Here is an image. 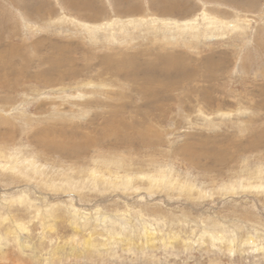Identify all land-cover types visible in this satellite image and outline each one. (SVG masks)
Returning <instances> with one entry per match:
<instances>
[{"label": "rangeland", "instance_id": "374dc122", "mask_svg": "<svg viewBox=\"0 0 264 264\" xmlns=\"http://www.w3.org/2000/svg\"><path fill=\"white\" fill-rule=\"evenodd\" d=\"M69 1L0 0V53L23 45L25 58L0 71V245L13 258L0 264H33L14 259V242L5 243L9 217L23 223L27 245L44 248L41 264H264V179L247 175L264 170V0H177L185 16L170 15V0H91L96 23ZM202 10L220 14L213 16L219 22L202 21ZM182 16L184 25L198 28L176 31ZM76 19L91 27L111 23L114 40L103 30L86 36ZM221 22L235 28L219 33ZM172 36L177 45L166 52L177 53L182 71L196 76L167 92L152 79L137 86L121 80L115 65L123 59L137 66L129 73L135 78L154 77L157 70L147 65L157 64L165 54L158 45ZM49 58L59 60L55 68ZM107 62L109 71L101 65ZM77 144L85 151L65 149ZM12 152L26 159L11 173ZM30 158L36 165L29 167ZM158 176L178 184H148ZM190 180V194L180 192ZM22 189L27 202L1 205V196L17 197ZM43 208L57 217L48 229ZM73 209L121 217L124 225L89 220L74 228ZM73 238L85 253L50 258L47 248L73 245Z\"/></svg>", "mask_w": 264, "mask_h": 264}, {"label": "bare ground", "instance_id": "6f19581e", "mask_svg": "<svg viewBox=\"0 0 264 264\" xmlns=\"http://www.w3.org/2000/svg\"><path fill=\"white\" fill-rule=\"evenodd\" d=\"M223 1V0H222ZM228 2H231L232 4L233 3H241L240 1L241 0H226ZM117 2L119 4H122L124 2H126V0H117ZM211 2V0H210ZM257 2V1H256ZM93 3V2H92ZM91 3V0H85V2H78L76 0L75 1H69L68 2V5L70 6L69 8L71 10H76V11H79V12H85L87 14H84L82 16V18L86 19V20H89V21H93V23H96L95 21H97L99 19V17L97 16L98 14V8H95ZM178 2L177 0H170L168 1V5H167V8L168 10H170V15H174L173 13H180L179 15H182L184 13V16H185V11L179 9L178 7ZM243 5V4H242ZM246 5V4H245ZM99 7V6H97ZM184 9V6L183 8ZM68 10V8H67ZM70 10V11H71ZM83 10V11H82ZM69 12V10H68ZM201 16V20H205V19H208L209 20V24L212 26L213 24H216V22H219V20L213 16H218L220 17L218 13H214V12H210V15H208V12L207 11H204L202 10V12L200 13ZM222 14V13H221ZM177 15V14H176ZM184 16L181 17V24H177L176 22H174V27L176 29V31H181L182 28L183 29H189V30H194V29H197L198 28V24H194V23H188V24H183L184 23ZM260 17V16H259ZM68 18V17H67ZM221 18V17H220ZM70 20V19H69ZM76 22H78L79 24H81V26L83 28H85L86 30L88 31H85V34L86 36L88 37H91L93 38L94 36H96L98 33L99 30H103L107 37H109L110 39L114 40L115 38V34L112 33V30L113 28L111 27V23L110 24H103L102 26H88L89 24L87 23H84V22H80L79 19H76L75 20ZM155 20H153L154 22ZM193 22V21H191ZM70 23V22H69ZM92 24V23H91ZM221 24L223 25V27L219 30V33L221 31H223L225 28H232L234 29V24H231L228 26V24L226 23H223L221 22ZM208 25V24H207ZM104 26V27H103ZM200 26V25H199ZM1 27V26H0ZM102 27V28H101ZM182 27V28H181ZM203 27V26H202ZM166 28H169L168 26ZM207 29V27H206ZM264 29V28H263ZM204 31H207V30H204ZM100 32V31H99ZM201 33V32H200ZM205 33V32H204ZM202 34V33H201ZM200 34V35H201ZM206 35V33H205ZM177 37V36H176ZM166 40H167V43L164 42V43H161L158 45V47L165 51V54L164 55H159L157 57H155L156 59V62L157 64H154L153 65H147V66H151L152 69L151 70H157V73L154 77L150 78L148 76H141V78H135L134 75H130L129 73H132V72H135L137 71V66L136 65H131V62L129 59V61H125L124 59L120 62L118 61L117 66L119 71L121 72V74L123 75V77H120L117 73H113L116 74L114 76H119L121 78V80H124V81H129L130 83H133L134 85L137 86L138 82L139 81H144V80H147V79H152L153 81H156L158 82L157 84L154 85V87L156 88H163L165 89L167 92L168 90H170L171 87H173V85H179L180 82L179 81H186V80H189L191 79L192 77L196 76V74L194 73L195 70H189V71H182L184 69V61L181 60L180 56L177 54V53H174L172 50L171 51H168L166 52V49L165 47L167 46H175L177 45V40L175 39L174 36L172 37H164ZM167 38H170V39H167ZM179 38V37H178ZM39 43H41L39 41ZM37 41L35 43H33L32 45H34L35 48H37L38 45H40ZM65 46V45H64ZM186 46V44H185ZM11 48H9V54L6 56V57H3L2 54L0 53V71L4 73H7L9 70H12L13 69V64L11 63V59H13L14 57H18L20 58V60H25L22 52H19V50L23 49V45L20 47V46H13L11 45L10 46ZM61 47V46H60ZM58 48V47H57ZM64 48V47H62ZM59 49V48H58ZM61 49V48H60ZM67 49V48H66ZM188 49H192V46H188L187 50ZM197 50V49H196ZM195 50V51H196ZM6 51V50H5ZM24 51V49L22 50ZM189 51V50H188ZM56 52V51H55ZM59 52V51H58ZM186 53V52H185ZM200 53V52H199ZM62 54V53H61ZM158 54V53H157ZM195 56V55H194ZM60 59V58H59ZM127 60V59H126ZM192 60H196V61H199L200 58L199 57H192ZM47 61H49L51 63V65H53L52 67H56L57 66V59H54L52 60L51 58H49ZM201 64H205L206 63V58L203 60L201 58ZM18 63V62H17ZM199 63V62H198ZM126 64L128 66H126ZM101 65L103 66L104 69L108 70L110 69V67L112 66L110 64V62H107V63H101ZM186 65V64H185ZM192 65V64H191ZM134 67H136V70H134ZM23 68L20 67L19 71L17 72H20ZM149 69V68H148ZM52 70V69H51ZM54 70V69H53ZM139 71V70H138ZM147 72V71H146ZM149 72V71H148ZM152 73V72H150ZM176 73H178V76H174L176 75ZM42 74V73H41ZM44 74V73H43ZM137 74V73H136ZM162 77H165V79L167 80V83L165 85H160V78ZM39 78V77H38ZM44 80V79H43ZM120 80H118L119 82ZM198 82V81H196ZM4 85H6L5 83V78H3V82H2ZM200 83H203L200 82ZM10 85L9 83H7L6 86ZM83 84H77L76 86H79L81 87ZM162 86V87H161ZM144 88V87H143ZM142 88V89H143ZM151 88V87H149ZM153 89V88H152ZM163 89H161L160 91H158V93H160ZM144 90V89H143ZM137 91V89H136ZM147 91V90H146ZM12 92V91H11ZM141 95L144 94L143 91H141ZM148 92V91H147ZM151 92V91H150ZM143 93V94H142ZM137 94V93H135ZM148 95V94H147ZM136 97V96H135ZM144 97L145 99H147L146 95L142 96ZM141 99V98H140ZM146 111V110H145ZM115 112V111H114ZM143 112V111H142ZM140 113L141 115V112H138ZM144 113V112H143ZM144 115V114H143ZM148 115V114H147ZM19 116V115H18ZM23 116V115H22ZM25 116V115H24ZM27 117V116H26ZM147 117V116H146ZM149 117V116H148ZM131 118H134V117H131ZM142 119V116L139 117ZM26 120H29V119H26ZM148 120V119H147ZM28 122V121H27ZM7 123V122H5ZM135 123V122H134ZM143 125V124H142ZM12 127V126H11ZM136 128V127H135ZM13 129V128H12ZM44 131V128L42 129ZM133 132L134 134H137V137L140 138V140H143L144 137L142 134L140 133H143L142 131L136 129L134 130L133 129ZM41 133V132H40ZM43 134H40L39 136H42ZM49 140V139H48ZM53 140V139H52ZM39 141V140H38ZM54 141V140H53ZM51 140H49L48 142H53ZM147 142V141H146ZM39 144H42V142H37ZM46 143V142H45ZM85 143V142H84ZM87 143V142H86ZM92 143V142H91ZM89 143L87 144H84V145H88ZM50 144H48L49 146ZM46 146V147H48ZM63 145L61 147H59L58 145L56 146H51V148H53V150H64L65 147H63ZM85 148V147H84ZM67 150L70 151V153L72 154H76L77 152H80L82 150L85 151V149H83V145L81 144H77V145H74V146H70L68 148H65ZM88 150V149H87ZM84 151L82 153H84ZM81 153V154H82ZM5 157V156H3ZM4 159V158H3ZM24 158L23 155H18L16 152H12L11 155L9 154L8 156V159L6 161V163H8V168L10 170V172L12 173L13 171H15V168H14V165H16L17 163L19 162H22L24 161ZM121 161L119 160H115V165L116 163H120ZM5 164V163H4ZM3 164V165H4ZM36 165V162L33 161L32 158H30L29 160V167H32ZM47 168V167H46ZM31 170H33V168H30ZM20 172V170H18ZM91 172V171H90ZM264 170H263V167L262 169L260 170V168L258 170L254 169V170H250V174H247L248 175V178H252L253 175H257L260 176V178L264 179ZM41 174V173H40ZM149 180V183L148 184H152L153 186H155L156 188H158L157 186H160L161 183L165 182L163 185L167 184L166 186V189H169V188H173L175 185L173 184H178V183H174L173 179L171 178H168L167 177H164V176H158L157 178H154L153 181H151V179H148ZM193 184L192 181H184V184L182 185V187H179L180 188V192L182 189L186 190L185 192L186 193H189L190 194V191L192 190L193 188ZM182 188V189H181ZM165 189V188H164ZM182 190V191H184ZM234 190H231L230 193H233ZM2 195V194H1ZM1 197H4L2 198V202L1 205L3 206L4 204H6V206H9L10 204L12 203H15V202H20V203H25L29 200V196L25 195V191L24 189H22L20 192H19V195L17 197H8L6 198L7 196L6 195H3ZM1 202V201H0ZM47 208V206H46ZM46 208H43L42 210V219H43V225H44V228L48 229V228H51L50 226V223L48 222L51 218H53L54 220L57 219V217H54V215H52V212L49 210H47ZM87 211H78L76 209H73V215L71 217L72 221H71V224L74 225V228L75 227H79V226H82V225H86L87 222L89 220H92L93 222H95L94 224H101V225H106L108 222L111 223V225L113 226V224L116 225V222L118 223V227H121L123 226V222H122V219L121 217H115L113 216L112 219H110L108 216H105V217H102V218H99L98 216V213H92V214H88L86 213ZM78 216V217H75V216ZM6 219H10V223L9 225L7 224V228H6V233L4 235V240H5V243H9L10 240H12L14 242V247L15 249L18 251V253H13L12 256L15 255L14 259L16 260H21L22 258H26V261L30 262V263H33V264H41L43 261H44V258L42 255H40V253L43 251V247L42 246H31V245H27V243L25 242L24 240V235H23V232H21L22 230H25L26 228L23 226V223L22 222H19L17 221L16 219L14 218H4L3 220L5 221ZM76 219H80V221H77ZM111 220H113L112 222H110ZM154 222V221H153ZM152 222V223H153ZM137 223L141 224V225H144V220H138L137 219ZM204 228V226H203ZM48 232V231H47ZM203 234V233H202ZM152 233H149L147 235H145L147 237V239L145 238L144 240L146 242H149L152 238ZM216 237L219 236V235H215ZM169 239H172L174 238L173 235H169L168 236ZM218 238V237H217ZM222 238V237H221ZM73 242V245L72 243L70 242H62L61 244H52L51 247L47 248L48 250V254L50 256V258L52 259H59V257L61 255L63 256H69L71 254H74L75 253V250H77L78 253H85L86 251H80L78 248L75 247V239L73 238L72 241ZM253 242V240H250L249 243L251 244ZM7 243V244H8ZM52 242H50L49 245H51ZM171 245H173L172 242H170ZM54 246V247H53ZM252 246V245H251ZM254 246H263L262 244H255ZM232 247V242H228L227 243V250H230ZM138 249H141L140 247H137ZM1 245H0V261H6L7 263L8 262H11V259L7 253H4V252H1ZM42 254V253H41ZM12 258V257H11ZM13 259V258H12ZM25 263V262H24Z\"/></svg>", "mask_w": 264, "mask_h": 264}]
</instances>
